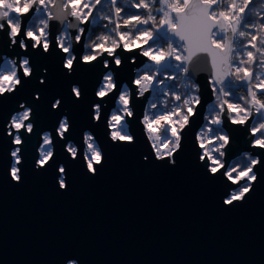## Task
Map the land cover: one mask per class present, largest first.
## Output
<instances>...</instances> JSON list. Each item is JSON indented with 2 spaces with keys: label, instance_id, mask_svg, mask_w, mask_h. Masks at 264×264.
I'll return each mask as SVG.
<instances>
[{
  "label": "water",
  "instance_id": "obj_1",
  "mask_svg": "<svg viewBox=\"0 0 264 264\" xmlns=\"http://www.w3.org/2000/svg\"><path fill=\"white\" fill-rule=\"evenodd\" d=\"M57 32L53 22L49 39L55 40ZM8 43L7 29L0 31V61L3 54L19 57L17 51H24ZM38 50L42 51H32ZM120 56V67L110 63L109 68L119 88L125 82L131 89L130 104L135 113L126 124L135 137L134 146L116 147L112 144L125 142H112L106 137L104 129L110 133L107 120L118 92L114 88L104 98L95 96L101 74L107 70L99 62H82L75 65L71 76H65L55 55L33 54L31 62L37 75L40 68L48 69L46 83L39 85L33 77L17 96L0 104V264H63L65 259H76L79 264H264V155L248 198L238 207L226 209L222 205L226 189L221 180L209 179L199 166L198 150L194 151L193 144L195 133L202 128L206 107L213 100L212 85L205 74L189 73L200 86L201 102L196 107L201 110L191 126H186L176 165L151 159L144 162L141 157L147 150L146 137L137 117L142 118L151 90L139 98L131 83L133 69L141 61L137 49L121 50ZM73 83L80 84L83 90L79 101L70 93ZM33 93L41 99L32 100ZM56 98L62 102L57 112L51 110ZM23 100L35 106L38 131L25 133L29 136L25 141L11 145L4 123L10 121L19 109L18 102ZM100 102L104 120L91 121V109L93 112L94 104ZM63 108L68 110L72 129L69 140L79 146V158L85 156L86 130L95 136L106 158L95 177L85 173L86 161L85 171L76 162L67 164L68 187L59 190V165L55 170L47 163L52 159L53 165L64 162L63 145L53 142L54 158L50 157L40 170L35 169V163L41 134L54 132L64 115ZM254 115L245 126L231 125L227 120L222 124L230 136L228 163L241 152H264L252 147L248 140ZM64 143L66 151L67 142ZM16 147L23 149L22 154L18 153L22 155L19 183L10 179V152Z\"/></svg>",
  "mask_w": 264,
  "mask_h": 264
},
{
  "label": "clouds",
  "instance_id": "obj_2",
  "mask_svg": "<svg viewBox=\"0 0 264 264\" xmlns=\"http://www.w3.org/2000/svg\"><path fill=\"white\" fill-rule=\"evenodd\" d=\"M253 0H0V31L5 24L11 27L10 36H16L19 32L22 20L13 19L12 14L17 17L27 15L30 10L35 8L36 19L32 28L26 29V35L29 39L37 42L46 41L50 35V23L55 22L58 27V33L55 40L58 45H63L62 50L69 52L66 57L65 67H70L75 60V55L69 50L72 43L80 42V34L83 33L84 25L90 21L95 11L96 18L100 21V28L91 38H85L82 53L84 64H91L96 58L102 57L107 53L113 57L114 53L121 49L124 52H132L140 49V56L146 58L154 66L149 71H139L133 69L135 75L132 84L137 89V96L142 98L149 92L155 82L157 88H161L163 95L159 101L163 111H155L157 104H146L140 125L142 132L146 137L148 147L153 150L156 160L160 161L168 157V164L174 165L172 154L179 151L181 137L178 135L188 124L190 117L195 115L196 106L200 103V86L189 76L205 74L212 85L213 103L219 111L212 112L211 116L205 114L203 120L207 121L202 128L195 133V139L203 153L198 157L203 162L205 156L216 166L211 169L215 173L223 166L224 152L222 149L228 143L224 134L210 136L211 125H219L221 121L222 105L231 104L227 109V118L231 124L244 125L254 114L264 115V97L257 98L256 89H264V0H258L255 7L249 8ZM125 7H131L136 10V14L124 15ZM43 10V16L39 13ZM250 12L254 17L251 23L245 24L241 29L243 17ZM95 23V21H92ZM176 25L173 27L172 25ZM150 25V27H149ZM164 29L169 36L165 44L149 46L155 34ZM70 30L77 34L71 37L72 43H69ZM39 33L34 35L33 33ZM223 35V39H217V36ZM243 40L244 44H238ZM215 41V43H214ZM14 44L15 41L13 40ZM147 45V47H142ZM249 46L253 50H248ZM26 46L21 40L20 48ZM36 44H33V48ZM237 48L243 51H237ZM90 50V51H89ZM47 52V47L44 48ZM233 53H235L233 55ZM21 66L27 65L28 59L21 57ZM171 60L172 67L177 71L164 73L163 76L156 70L164 62ZM233 61L238 62L233 63ZM9 64L14 65L10 72L0 74V94L6 90L11 91L16 80V60L10 59ZM135 63V58L131 59ZM103 67L108 69V60L102 61ZM114 64L120 67L121 60L115 56ZM149 67L145 63L144 69ZM31 69L24 68L27 76ZM255 74V75H253ZM230 78L234 83L244 82L245 89L238 90L239 102H233L228 97L230 94L221 87L223 81ZM174 85L175 90L168 87ZM214 82V85H213ZM115 88L114 73L106 72L102 75L100 85L97 87L95 95L103 98L112 93ZM73 91H78L77 85H72ZM219 89V92H217ZM131 98V89L124 84L118 93L116 104L120 106V111H111L110 119L107 120V128L113 129L108 136L112 142L125 141L134 142L135 137L130 131L122 132L121 126L126 124L125 116L133 118L132 109L129 105ZM59 104L56 100L54 106ZM24 107L23 102L19 106ZM101 115V106H93V119L97 121ZM29 117V111H20L13 113L11 121L19 118L22 124ZM67 117H61L59 128L66 130L68 124ZM29 128L32 125H28ZM167 128L168 136L164 137V131ZM257 131L264 132V118L258 121L254 127L250 126V133L255 135ZM63 138V137H61ZM94 136L88 130L83 133V143L87 146L85 149V158L91 153V158L97 165L102 163V154L96 155L99 149L89 147V141L94 140ZM213 141H222L212 146ZM71 144V142H69ZM252 147L264 148L261 138L251 141ZM48 146L46 152L42 148ZM67 148V145H66ZM75 148H73V152ZM19 149H11L10 155L12 163L10 167L19 172L17 161ZM217 153L220 160L213 158L212 153ZM54 153V147L51 146V136L48 131L42 134V143L39 146L38 158L35 163V169L43 167L40 161L49 159ZM241 158L247 161V164L233 163L230 171L236 172L234 178L229 177L232 183H237L258 165L260 157L253 155L250 151L241 152L235 158L240 161ZM91 171V166H89ZM15 179V178H14ZM255 174L248 176L249 185L255 181ZM58 183L62 181L66 186V176H58ZM250 191L249 186L237 190H229L231 199L235 200L242 197ZM63 264H79L76 259H65Z\"/></svg>",
  "mask_w": 264,
  "mask_h": 264
},
{
  "label": "snow or ice",
  "instance_id": "obj_3",
  "mask_svg": "<svg viewBox=\"0 0 264 264\" xmlns=\"http://www.w3.org/2000/svg\"><path fill=\"white\" fill-rule=\"evenodd\" d=\"M29 13H30V11H29ZM27 15H23L21 17H17L16 14L13 13L12 14V18L13 19L20 18L22 20V17H26ZM52 23H50V28H51ZM31 25H32L31 23L25 24L24 23V19H23L22 23H21V26H20V29H19V32L14 37L9 35V33L11 32V27L8 26L7 24H5V26H4L3 30H2V31H5V29H7V38H8V41H9V43L11 45H13V46L18 45V49L24 50L23 52L17 51L16 54L20 58L21 57H26L28 59V63H27V65L21 66L20 59L16 60V64H15L16 75L14 77V79L16 80V84H15L14 88L11 91H7L6 90L3 94H0V104H2L3 102H5V101L17 96L22 91L23 87L31 79H33V77L36 78V80H37L39 85H44L46 83V76L48 74V69L47 68H40L39 69V75H37V70H36L35 66L33 65V63L31 62V56L33 54L39 55V56L55 55L58 58V61H59L60 65H61V71L63 72V74L65 76H71L73 74V72L75 71V65H82V62H83L82 61V55L81 54H77V52H76L77 43H72V41H71L72 35L69 36V43H72V47L70 48L69 51L75 55V60L72 62L70 67H65L64 65H65V62H66V57L69 55V52H64L62 50L63 45H58L56 40H51V39H49V37L47 38L46 41H43V42H37V41H34L32 39H29L28 36L26 35V29L32 28ZM172 26L176 27L175 24L172 25ZM83 28H84V31H83V33L80 34V41H81V39H85L86 38V36H85L86 32L89 35L91 34V31L88 29L87 26H85ZM33 34L34 35H39V33H35V32ZM13 40L15 41L14 44L12 43ZM21 40L24 41V44L26 46L24 49L20 48ZM34 43L36 44L35 48H33V44ZM214 43H215V41H214ZM45 47H47V49H48L47 52L44 51ZM33 49H42V51L38 50V51L33 52L32 51ZM57 49H59V51ZM85 51L86 50L84 49V52ZM115 56H119V55H117V51L114 53L113 57H109L106 52L103 53V55H102V57H104L103 60H105V59L108 60L109 65H110V63L114 64ZM119 57H120V60H122L121 56H119ZM109 58H112V59L109 60ZM103 60H101V57H99V61H98V58H96V59H94L92 61L91 64H84L83 63V65H92L94 62H102ZM25 67H28V68L31 69L30 73L27 76L24 73V68ZM65 70H67V71H65ZM108 72L109 73H114V71L112 69H110L109 67H108ZM137 74H138V72H137ZM131 83H132V81H131ZM72 85H77L78 86V91H73ZM72 85L70 87V93H71L72 97L75 100L79 101L82 98V94H83V90L81 88V85L80 84H72ZM213 85H214V82H213ZM127 86H128V84H127ZM115 89H116V92H118V93L121 91V88L118 87V82L116 80H115ZM132 91H133V97L132 98L134 99L135 98L136 89L133 88ZM256 92H257V98L258 99L260 97H264V89H256ZM95 96L99 97L97 95H95ZM106 96H104V97H106ZM40 99H41V97H40L39 94H37V93H33L32 94V100L39 101ZM146 99H147V97H146ZM56 100H59V104H56L54 106V103H55ZM23 101H24L23 102L24 107L22 109L19 107V109H21L20 111H29V117L27 119H25L22 124L20 123L19 118L15 119V120H12L10 123L8 122V120H7V123H4L6 125V128H7V135L6 136L8 138H10L8 142L11 145L12 144L20 145L22 140L25 141V139H27L29 137V136L25 135V133H34V132L38 131V129L35 127V124H36V118H35V113H34V107L35 106H34V104L29 103L27 100H23ZM149 102H151V101L149 100ZM200 102H201V99H200ZM61 103H62L61 99H59V98L54 99V102L53 101L51 102V110H53L55 112L61 110L62 109L61 108ZM20 104H21V102L19 101L17 105L20 106ZM96 104L101 106V102L100 103H96ZM129 105H130V107L132 109V113H133V116H134L135 108H134V106H132L130 104V101H129ZM231 106H232L231 104L222 105L224 110L221 113V117H220L221 121H222L221 124H219V125H211V124H209L210 135L211 136H213V134H211V133H213L214 127L224 124L225 120L229 121L228 118H227V109H228V107H231ZM200 110L201 109L196 107L195 115L190 117L191 119L189 118V120H188V124H187L188 127L191 126L193 118L198 117L200 115ZM20 111H18V112H20ZM67 112H68V110L66 108H63V114L66 117L68 116ZM92 119H93V112H92V109H91V121H92ZM137 119H138V122L140 123V117H137ZM102 120H104V117H102V115H100V117L97 118V121L101 122ZM125 120L127 122H129L127 116H125ZM59 121H60V119H59ZM66 123L68 124V127H67L66 130L60 129L59 128V123H58V126H55V128H54V132L53 131L49 132L50 136H51V146H53V142L56 145L57 144H62L63 145V154L65 156L64 162L63 163H58L56 165H53V164H51L53 159L50 162H48L49 159H46L44 161H40V163L44 166L46 164V162H48L47 166L55 167V170L57 168V165H59V175L58 176L62 177V176H66L68 174L67 169H66V165L67 164L72 163V162H76L77 164L81 165L82 168L85 171V161H86L87 163H86V171H85V173L88 174V175L90 174L91 177H95V175L98 174V172L103 167V162H104V160L106 158L105 157V153L103 152L102 148L98 144L97 139L95 138V136L92 134L95 139L89 141V147L99 149V151L96 152V155H101L102 154V163L97 165L95 163V161L92 160L91 153L88 155L87 159L85 158V156H84L83 159H80L79 158V146L69 140L70 133H71L72 129H71V122L69 121L68 118H67ZM205 123H208V122L205 121ZM256 123L257 122H254L252 124V127H254ZM28 125H32V127L29 128ZM231 125H239V126H241L240 124H231ZM245 125H246V122L244 123L243 126H245ZM188 127H185L178 134L181 137V140H180V145H179V151H177V152L172 154V159L175 161L174 165H169L168 164V157H164L160 161L156 160L154 155H153V150L150 147H148V144H147L146 140L144 141V145H145L147 150L142 155V157H141L142 160L144 162H148L151 159L154 162H158L160 164H167L169 166H173L174 167L176 165V163H177V160H178L182 150H183V146H184V142L183 141H184L185 134H186V132L188 130ZM104 131H105V134H106V137H107V135H108L107 129L105 128ZM167 136H168V132H167V128H165L164 137L167 138ZM57 137H59V139H56ZM61 137H63V138H61ZM224 137L228 140V143L222 149V151L225 154L224 155V159H223V166L222 167H220L215 173H212L211 169L214 168L216 165L214 163L210 162L207 156H205L203 162H200L197 159V163L199 164L200 167H202L204 169V171L208 175L209 179H219V180H221V183L223 184L224 188L226 189V193H225V195L222 198V205L225 206L226 209H230L232 207H238L242 202H244L248 198V195L250 194V191L253 189L255 182H257V180H258V169L261 166V163H262L261 156L264 155V152H261V153L257 154L260 157L258 165H255L251 169V171L248 172V174L245 176V178H243L242 180H240L239 182L234 184V183L231 182L229 177L234 178L235 175H236V172L230 171V169L232 167V164L228 163V161L226 159V157L230 158L229 155H228V153L230 151V148H231L230 136H229V134L227 132H225ZM257 138H261L262 143H264V132L257 131L255 135L250 134L249 137H248V140L251 143V141H253V140L257 139ZM64 142H67L66 151H65V143ZM69 142H71V144H69ZM120 142H125V143H122V144L118 143V144H112V145H115L116 147L126 148V147H129V146H134L136 144V141L131 142V143L128 142L127 140L120 141ZM220 142H222V141H215V144L216 143H220ZM196 143H197V141L195 139L193 141L194 151L198 150V152H196V155H197V157H199L203 153V149H201L200 147H199V149H197L196 148ZM16 148L19 149L18 153L22 154V150L23 149L21 147H16ZM73 148H75L74 152H73ZM259 149H264V148H259ZM47 150H48V146H45L44 148L41 149V151H44V152H46ZM212 155H213V158L215 160H217V161L220 160V156L217 153L214 152V153H212ZM69 156H71L72 159H69ZM19 157H20V160L17 161V166L21 164L22 155L19 156ZM51 157H53V155ZM89 166H91V171H89ZM18 168H19V172L15 171L14 169H12L10 167V179H11V181L17 182V183H19L22 180V169L20 167H18ZM38 170H40V168ZM253 174H255L256 179H255V181H253L249 185L248 176H251ZM8 175H9V172H8ZM229 181L231 183H229ZM233 186H235V187H233ZM245 186H249L250 187V191L248 193L244 194L242 197H238L235 200L231 199V197L229 195V191H228L229 189L237 190V189L245 187ZM67 187H68V185L66 184V186H65L63 181L58 185V189L59 190H66Z\"/></svg>",
  "mask_w": 264,
  "mask_h": 264
},
{
  "label": "trees",
  "instance_id": "obj_4",
  "mask_svg": "<svg viewBox=\"0 0 264 264\" xmlns=\"http://www.w3.org/2000/svg\"><path fill=\"white\" fill-rule=\"evenodd\" d=\"M258 3V0H253V4L252 5H249V8L251 9L252 7H255L256 4ZM132 14H136V10L132 9L131 7H125V10H124V15H132ZM94 21H95V24H96V27H98V29L100 28V21L96 18L95 16V11H94ZM254 17L251 15L250 12L246 13L243 17V21H242V24L240 25V28L243 29L244 28V25L245 24H248V23H251L253 21ZM260 23H264V19H261L260 20ZM150 27V25H149ZM217 39H220L222 40L223 39V35H219L217 36ZM168 40L166 39L165 36L162 35L161 33V30L158 31L156 34H155V37L153 38V40H151L149 42V46H152V45H163L167 42ZM234 43H238V44H244L245 42L243 40H240L238 42H234ZM237 51H243V49L241 48H237L236 49ZM248 50H253L251 49V47L249 46ZM235 53H233L234 55ZM169 64H166L163 68L161 69H158V67L156 68V70L160 73L161 76H163L164 73H171V72H174V71H177V69L173 68L172 67V61L169 60L168 61ZM233 63H236L237 66L238 65V62L236 61H233ZM154 66H152L150 63H149V67L146 69L147 71H149V73L151 72L152 68ZM255 75V74H253ZM165 84L170 87L172 90H175V86L174 85H169L168 82L166 81ZM221 87L224 88L225 92H228L230 94V96L228 97V99H230L231 101L233 102H239V96L237 94L238 90L240 89H245L246 90V85L244 82H238V83H234L232 79L229 78L228 81L226 82H223ZM217 92H219V89H217ZM163 95V92H162V89L161 88H157L155 87V91L151 97V104L152 103H156L157 104V108H161L160 105H159V101L161 99V96ZM214 101V97H213V100L207 105L206 107V110H205V114H209V116H211L212 112H215V111H219V109L216 107V105L213 103ZM162 109V108H161ZM262 118H264V115L262 114H255L253 119H252V123H251V126L254 122H258L260 121ZM203 124H205V121H203ZM225 134V130L224 128L222 127V125L220 126H216L214 127L213 129V136L217 135V134ZM215 145V144H214ZM212 144V146H214ZM243 163V164H247V161L246 160H243V158H241L240 161H235V158L231 159L230 160V164H233V163Z\"/></svg>",
  "mask_w": 264,
  "mask_h": 264
},
{
  "label": "flooded vegetation",
  "instance_id": "obj_5",
  "mask_svg": "<svg viewBox=\"0 0 264 264\" xmlns=\"http://www.w3.org/2000/svg\"><path fill=\"white\" fill-rule=\"evenodd\" d=\"M36 15H37V14L35 13V8H33L32 10H30V13H29L28 16H26V17H22V20L24 19V23H25V24L31 23V24H32L31 27H34V25H35ZM39 16H40V17L43 16V10H42V9H41V12L39 13ZM93 16H94V12H93L92 17L90 18V21H89V22H86L84 25H81V27H85V26H87L88 29L91 31V34H90V35H89L87 32L85 33V36H87V37H89V38H91V36L95 35V33H96L97 30H98V27H96V24H95V23H92V21H94ZM57 33H58V32H57ZM57 33H56V34H57ZM76 34H77L76 31H74V30H70V35H72V37H74ZM84 42H85V39H81V41L77 43V47H76V52H77V54H81V55H82V53L84 52V48H83V43H84ZM8 45L11 46L10 43H8ZM142 47H147V45H143ZM121 50H122V48L119 49V51H117V55L120 56V52H121ZM89 51H90V50H89ZM137 51H138V54H139V53H140V49H137ZM139 56H140V54H139ZM19 58H20V57H17L16 55H12V56L4 55V54L1 55V61H0V74H4V73H7V72H10V71H11V69H12V67H13L14 65L8 63V61H9L10 59H15V60H17V59H19ZM103 58H104V57H101V60H103ZM132 58H134V57H133V56H130V57H129V60L131 61ZM140 58H141L140 66H139L138 68H134V69H137V70H139V71H147L146 69H144V65H145V63H150V62H146V58H145V57L140 56ZM110 59H112V58H109V60H110ZM98 61H99V58H98ZM99 63L102 64V62H99ZM102 65H103V64H102ZM110 69H111V68H110ZM66 71H67V70H66ZM106 72H108V69L105 70V71L101 74L100 81H99L97 87L100 85L102 75H103L104 73H106ZM96 74H97V71H96V70H93V75H96ZM135 75H139V73L137 74V73H134V72H133V79H134V76H135ZM154 83H155V82H154ZM73 84H74V83H73ZM124 84H126V83H125V82H122L120 88H121ZM71 85H72V84H71ZM97 87H96V90H97ZM150 90H151V89H150ZM154 91H155V90H154ZM154 91L151 90V95H150V99H149V100H151V97H152ZM117 97H118V95H117ZM117 97H116V99H115V101H114V107L111 109V111H116V112H119V111H120V109H119L120 106H119L118 104H116ZM147 104H151V103L148 101ZM94 105H95V104H94ZM20 110H21V109H18L16 112H18V111H20ZM111 111H110V112H111ZM153 111H155V110H153ZM16 112H15V113H16ZM153 113H154V112H153ZM61 117H65V116L63 115V116H61ZM60 119H61V118H60ZM108 119H110V115H109ZM10 122H11V119H10L9 123H10ZM127 127H128L127 124L122 125V126H121V131H122V132H126V131H128ZM112 130H113V129H110V132H111ZM43 133H44V132H43ZM43 133H42V134H43ZM42 134H41V136H40V137H41L40 144H41V142H42ZM39 146H40V145H39ZM85 148H86V145H85ZM85 148H84V155H85Z\"/></svg>",
  "mask_w": 264,
  "mask_h": 264
},
{
  "label": "rangeland",
  "instance_id": "obj_6",
  "mask_svg": "<svg viewBox=\"0 0 264 264\" xmlns=\"http://www.w3.org/2000/svg\"><path fill=\"white\" fill-rule=\"evenodd\" d=\"M161 33H162L163 36L166 37L167 40H169V39H173V40H174V38L171 37V36H169V34H168L164 29H161ZM166 64H169V63H168V62H167V63L164 62L161 66L158 67V69L163 68ZM155 87H156V84L154 83V87L151 88V90L154 91V90H155ZM119 109H120V108H119ZM155 111H163V109H161V108H157ZM155 111H153V112H154L153 115L155 114ZM210 136H211V135H210ZM41 143H42V142H41ZM214 144H215V141H213V145H214ZM86 147H87V146H86ZM85 149H86V148H85Z\"/></svg>",
  "mask_w": 264,
  "mask_h": 264
},
{
  "label": "bare ground",
  "instance_id": "obj_7",
  "mask_svg": "<svg viewBox=\"0 0 264 264\" xmlns=\"http://www.w3.org/2000/svg\"><path fill=\"white\" fill-rule=\"evenodd\" d=\"M154 87V83H153V85H152V87L151 88H153Z\"/></svg>",
  "mask_w": 264,
  "mask_h": 264
},
{
  "label": "built area",
  "instance_id": "obj_8",
  "mask_svg": "<svg viewBox=\"0 0 264 264\" xmlns=\"http://www.w3.org/2000/svg\"><path fill=\"white\" fill-rule=\"evenodd\" d=\"M168 61H169V60H168ZM168 61H166V63H167Z\"/></svg>",
  "mask_w": 264,
  "mask_h": 264
}]
</instances>
